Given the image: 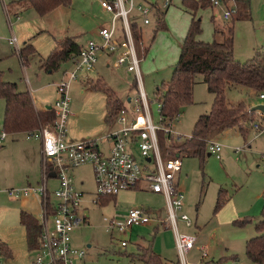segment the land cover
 Masks as SVG:
<instances>
[{
    "label": "rangeland",
    "instance_id": "1",
    "mask_svg": "<svg viewBox=\"0 0 264 264\" xmlns=\"http://www.w3.org/2000/svg\"><path fill=\"white\" fill-rule=\"evenodd\" d=\"M181 1L171 0L165 10V28L154 29L152 24L144 28L142 35L141 50L149 48L140 63L141 83L154 123H159L160 120L158 96L170 80L182 36L190 23L191 14ZM226 4L232 8L234 0H229ZM223 11L224 5L197 10L196 18L200 20L202 29L200 39L212 40V17L219 27H226L231 22L230 18L224 19ZM248 12L247 18L235 20L233 25V55L240 62L248 60L255 52L264 53V0H249ZM235 14L236 12L233 16ZM18 15V19L12 17V30L14 29L17 45H12L11 48L8 46L10 51L5 53L0 41L1 78L15 82L18 90H28L35 99L44 100L46 104L53 106L56 85L72 71V60L61 62L58 68L51 71L40 67L36 56H31L23 65L17 55L23 41H27L22 36L29 34L28 42L43 56L53 43L51 34L45 28L58 38L69 36L79 42L87 41L93 39L91 31L106 24L111 14L101 7L99 0H71L69 5L61 4L43 15L34 9L25 10ZM7 32L9 37L13 35L8 26ZM38 52L36 53L40 55ZM109 61L110 58L100 56L94 70L88 72L94 79L98 73L101 79H87L85 82L83 76L87 73H80L70 82V114L66 119L68 141L99 138V146L103 147L106 143L104 136L120 126L113 115L112 120L104 119L107 112L105 98L90 84L104 86L105 83L114 90L120 102L128 107L133 106L134 103H129L127 97L133 99L138 95L137 88L134 87V73L121 67L113 69L109 66ZM226 97L231 103L244 100L250 108L261 103L253 90L240 86L228 88ZM213 98L214 95L204 83L194 85L193 102L183 106L178 118L171 124V130L181 134L180 141L190 136L196 118L210 110ZM4 107V100L0 98V134L3 132ZM5 135V139L0 142V237L7 236L13 241L22 242L23 230L20 228L15 236L11 226L18 220L17 211L12 214L10 207L14 199L3 191L10 186L20 187L27 185V182L34 186L40 182V141L29 137L25 132ZM212 140L222 145L220 158L208 152L202 159L193 156L180 158L182 166L176 180L183 193L184 211L191 226H186L178 219L176 226L180 233L192 235L196 239L194 247L186 255L189 262L187 264H201L220 257H234L228 260L234 264H257L246 256L245 244L257 234L255 223L264 210V131L257 132L250 127L245 138L236 131H227ZM72 179L75 188L83 192L78 213L88 217L87 223L72 232V244L86 251L84 258L73 264H144L137 258V244L145 246L147 242H150L153 251L162 259L168 262L180 260L174 230L165 222L167 204L162 195L142 189H129L119 192L106 205H99L92 201L96 191L90 163L74 167ZM55 187L56 180L49 177L50 196ZM219 194L223 198V204L216 209ZM132 207L152 211L154 221L161 219L163 222L157 228L156 223L150 222L133 225L126 233L109 232L103 216L114 213L117 214L116 219L121 220V216ZM40 219L41 214L38 220ZM120 240H126V246H121ZM31 258L33 259V253ZM4 261L5 258L1 255L0 264H5ZM10 263L17 262L14 260ZM18 263L20 264L19 261Z\"/></svg>",
    "mask_w": 264,
    "mask_h": 264
},
{
    "label": "built area",
    "instance_id": "2",
    "mask_svg": "<svg viewBox=\"0 0 264 264\" xmlns=\"http://www.w3.org/2000/svg\"><path fill=\"white\" fill-rule=\"evenodd\" d=\"M99 1L101 7L111 16L106 24L97 27V39H89L81 45L79 53L71 59L74 66L72 71L65 80L56 85L52 106L54 119L42 121L36 129L26 132L29 137L40 141V182L34 186L7 188L5 191L17 199L33 192L41 196V241L38 249L34 251L31 264H73L84 257L86 251L72 244L73 230L88 222L85 214L78 213L83 192L75 188L72 170L85 162L92 166L96 191L92 201L96 204L99 196H116L129 189L162 194L167 204L165 222L174 230L180 264H187L186 255L194 247L196 239L192 235L180 233L176 226L177 219L186 226H191L184 211L183 193L176 180L181 170V157L177 153L163 157L158 141V133L162 132L167 143L180 142L181 134L171 130V124L179 114L166 124L162 123L160 115L159 123L153 122L149 101L141 83L142 56L138 53L137 45L142 46L143 38L136 41L132 31V23L135 22L143 33L145 27L155 22L157 9L163 11L171 4V0ZM210 2L213 6L224 5V19H229L236 11L235 4L230 8L222 0ZM9 42L15 46V37L11 36ZM101 55L110 58L111 68L121 67L134 73L138 95L133 99L127 97L129 103H134L132 107L123 103L114 113L115 122L120 126L104 136L106 143L103 147L99 146V138L67 142L65 136L66 119L70 114V82L80 73L94 70ZM257 96L264 104V90ZM160 106L158 102V113ZM258 113L261 115V112ZM251 124L255 131H264V122L255 120ZM5 137L3 131L0 142ZM221 149L219 142H207V152L217 158L221 157ZM51 176L56 180L52 196L48 190V179ZM47 201L50 207H47ZM152 214L141 207H132L121 216V220H117V214L113 213L104 215L103 221L109 232L126 233L133 225L154 222L159 226L163 220L154 221ZM126 244V240H120L121 246Z\"/></svg>",
    "mask_w": 264,
    "mask_h": 264
},
{
    "label": "trees",
    "instance_id": "3",
    "mask_svg": "<svg viewBox=\"0 0 264 264\" xmlns=\"http://www.w3.org/2000/svg\"><path fill=\"white\" fill-rule=\"evenodd\" d=\"M71 0H16L18 11L27 8L34 9L43 15L57 6L69 5ZM225 4L229 0H222ZM183 7L191 14L190 23L181 40L177 61L173 67L170 80L161 93L159 115L162 123L180 113L183 106L191 104L193 87L202 82L207 90L214 95L210 110L200 114L194 121L192 133L189 137L178 143H167L162 132L158 133L159 146L163 157L177 153L181 156H193L202 159L207 152V142L224 132L234 130L244 138L256 120L254 111L241 100L231 103L226 97V90L231 87H245L258 95L264 90V53L255 52L244 62L234 58V21L249 16V0H234L236 14L231 15V22L226 27H219L212 17V40L204 41L199 38L201 34L200 20L196 12L200 8L213 7L210 0H182ZM8 7V6H7ZM167 9V8H166ZM157 9V18L153 23L154 29H162L165 24V10ZM9 10V8H7ZM18 13V12H16ZM233 16V17H232ZM133 36L138 41L142 38V31L137 23H132ZM144 31V30H143ZM154 31V30H153ZM81 45L73 37H65L55 43V47L45 57H38L40 67L45 70H54L61 62L71 60L80 51ZM149 47L143 51L137 45L138 53L144 58ZM18 57L25 65L28 59L35 54L32 43H25L18 49ZM91 87L104 93L106 98L105 120H111L112 115L122 106L117 97H113L110 89L104 86L91 84ZM134 87L137 88L136 81ZM111 93V94H110ZM0 98L4 100V114L2 119L3 131L7 134H17L36 129L40 122L54 119L52 109L35 110L31 95L27 90H18L15 82L3 80L0 75ZM264 120V114L259 118ZM258 119V121H259ZM260 122V121H259ZM262 123V122H260ZM51 178H54L51 176ZM222 190L220 191V193ZM115 196H99L97 204L106 205ZM223 204L220 194L216 209ZM47 201V207L49 206ZM20 221L25 229L27 248L34 252L40 246L42 226L39 220L29 213L21 211ZM157 228V226L155 227ZM256 235L246 241V256L257 264H264V210L261 218L255 223ZM137 258L144 264H180V261L168 262L156 254L150 242L145 246L137 244ZM234 259L220 257L216 260L204 261L201 264H234L228 260Z\"/></svg>",
    "mask_w": 264,
    "mask_h": 264
},
{
    "label": "crops",
    "instance_id": "4",
    "mask_svg": "<svg viewBox=\"0 0 264 264\" xmlns=\"http://www.w3.org/2000/svg\"><path fill=\"white\" fill-rule=\"evenodd\" d=\"M12 1H16V0H0V41L2 42L6 52L7 51L9 52L10 49L9 47L11 48L12 45L11 43L9 42V36H8V32H7V26L9 27V30L11 32V34H13L12 36L15 37L16 39V36L14 35V29L12 30V25L14 22H12V17H15V19H18L19 18V13L25 11V10H32L30 8H27V9H24L22 11H18V9L16 8L15 5H12L9 4L11 3ZM8 6V7H7ZM7 8H9V10H7ZM18 12V13H16ZM147 28V27H146ZM47 33L51 34L52 38H53V43L52 45L50 46V49L49 51L47 52L46 55H43L40 54L36 48H35V54L32 55V56H36L37 60H38V57H45L49 54V52L55 47V43L63 38H58L56 37L53 33H50L49 31H47V29L45 28L44 29ZM96 30L97 29H94L91 31V35L93 36V38L97 39L98 36L96 34ZM43 31V30H41ZM39 33V32H38ZM185 34V32H184ZM29 34H26V36H22V38L25 37L26 40L23 41V44L21 45V47L28 42L29 38H27ZM183 38V36H182ZM91 39V38H90ZM76 40V39H75ZM30 41V40H29ZM77 41V40H76ZM80 45H82L83 43H85L86 41H82V42H79L77 41ZM16 43H17V39H16ZM17 45V44H16ZM9 46V47H8ZM36 52H38L40 55H38ZM37 54V55H36ZM18 55V54H17ZM101 57H106L104 55H101ZM19 58V57H18ZM107 58V57H106ZM20 60V59H19ZM21 62V60H20ZM22 64V63H21ZM40 66V65H39ZM105 66H107L105 64ZM50 71V70H49ZM1 74V73H0ZM87 79H91V80H99L101 79L100 78V75L97 73L96 74V78L94 79L93 77H91L90 75L85 74L83 76V80H86ZM91 85V84H90ZM107 87L110 89V92L117 98H119L114 90L112 88H110L108 85ZM166 86H164V88L161 90V93L162 91L165 89ZM28 91V90H27ZM29 92V91H28ZM101 92V91H100ZM161 93L159 94L158 97L161 98ZM29 94L31 95V98L33 100V105H34V108L35 110H39V111H45V110H50L47 108L48 104H46L44 102V100L42 101H39L38 99H35L34 96L29 92ZM101 94L104 96L105 98V95L103 92H101ZM159 102V101H158ZM105 106H106V98H105ZM51 106V105H50ZM249 106V105H248ZM250 108V106H249ZM51 109H52V106H51ZM254 114L255 116L257 115L258 118H256V121H258V119L261 117V115L258 113V111H254ZM263 114V113H261ZM104 119H105V116H104ZM260 122H264V120H261L259 119ZM230 131H234V130H230ZM65 140L67 142H71V141H68L66 139V136H65ZM40 149V148H39ZM181 166H182V163H181ZM181 171V170H180ZM179 171V173H180ZM179 173L177 174V177L179 175ZM177 184H178V181H177ZM27 185H31L27 182ZM25 186V185H24ZM179 186V184H178ZM11 187H19V186H10ZM180 187V186H179ZM7 189V188H6ZM3 192H5L7 194V192L4 190ZM148 192V191H147ZM149 193H152V194H159V193H153V192H149ZM8 195V194H7ZM162 195V194H160ZM8 197H11L8 195ZM12 199H14V201L12 202V205L10 206L12 208V214H14L13 212L17 211L18 213V220L16 219V221H12V231L15 232V236L18 235V230H20V228L23 230L22 232H24V241L22 240V242H17V241H13L12 238L9 239L7 236H1L0 237V254L5 258V264H11L10 262H13L14 260L18 263V261L20 262V264H31V261H32V258H31V254L34 252L30 251L28 248H27V244H26V237H25V229H24V226L22 225L21 221H20V213L21 211H25L27 213H29L31 216H33L35 219L38 220V218L40 217V214H41V196L38 194V193H31L27 196H24V197H21V198H13L11 197ZM164 198V197H163ZM11 202V201H10ZM152 212V211H151ZM161 212V211H160ZM24 242V243H23ZM191 250V249H190ZM0 255V256H1ZM86 255V253H85ZM206 255V254H205ZM84 258V257H83ZM82 258V259H83ZM82 259H79V260H82ZM10 261V262H9ZM78 261V260H77ZM16 263V264H17ZM189 263V262H188ZM19 264V263H18Z\"/></svg>",
    "mask_w": 264,
    "mask_h": 264
},
{
    "label": "water",
    "instance_id": "5",
    "mask_svg": "<svg viewBox=\"0 0 264 264\" xmlns=\"http://www.w3.org/2000/svg\"><path fill=\"white\" fill-rule=\"evenodd\" d=\"M48 109H51V106L48 105L47 106ZM252 111H259L261 113L264 114V104L263 103H260L258 105H256L255 107L251 108Z\"/></svg>",
    "mask_w": 264,
    "mask_h": 264
}]
</instances>
